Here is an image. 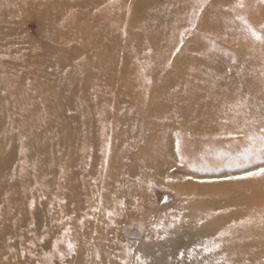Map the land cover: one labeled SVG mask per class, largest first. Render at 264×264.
Returning a JSON list of instances; mask_svg holds the SVG:
<instances>
[{"label": "rangeland", "instance_id": "rangeland-1", "mask_svg": "<svg viewBox=\"0 0 264 264\" xmlns=\"http://www.w3.org/2000/svg\"><path fill=\"white\" fill-rule=\"evenodd\" d=\"M229 1L231 7L236 4L207 0L196 20L195 0H0V264H105L104 258H86L89 252L78 257L86 235L81 221L87 217V192L78 193L77 205L65 198L63 211L54 217L41 205L36 189L24 184L25 176L38 177L35 158L42 134L59 128L68 137V147L78 135L79 147L88 132L106 133L110 145L121 139L120 146L137 149L153 142V113L148 112L153 102H184L214 83H261L264 43L231 18L243 15L259 30L264 5L252 0L256 14L249 12V5L233 14ZM190 21L197 26L180 46L179 34ZM209 35L218 41L211 55ZM237 40L238 48L233 44ZM169 41L168 53H162ZM177 46L180 51L173 55ZM176 121L159 119V147L171 148L173 159L179 158L177 138L184 150L200 143L180 119ZM88 144L82 146L87 153ZM163 165L180 175L174 163L167 160ZM234 170L219 179L243 174L241 168ZM161 179L141 188L138 200L126 209L122 233L135 255L153 252L151 246L172 229L168 220L179 212L176 228L190 234L208 228L209 221L196 213L183 214L174 186L166 184L165 176ZM8 198L23 204V223L13 209L5 211ZM73 211L82 215L74 216ZM140 257L147 264H188V258ZM122 263L140 261L123 258ZM215 264H264V258H216Z\"/></svg>", "mask_w": 264, "mask_h": 264}, {"label": "bare ground", "instance_id": "bare-ground-1", "mask_svg": "<svg viewBox=\"0 0 264 264\" xmlns=\"http://www.w3.org/2000/svg\"><path fill=\"white\" fill-rule=\"evenodd\" d=\"M254 3L244 0L245 7L249 5L252 14L257 13ZM229 5L232 8L230 1ZM238 10L231 11L235 14ZM202 21L200 23L204 24ZM233 44L238 48L240 41ZM170 46L169 41V48L160 51L168 53ZM260 76L264 77V73ZM238 104L244 106L235 107ZM148 112L153 113L151 122L154 129L150 131L153 142L137 149L120 146L123 145L121 139L110 145L106 133L99 136L88 132L79 147H76L80 142L75 135L74 148L65 144L68 137L59 128L42 134L43 140L35 158V177L36 172L38 177L31 180L25 176L24 184L36 189L41 205L49 209L54 217L63 211L65 198L77 205L79 192L89 194L86 201L88 209L84 214L89 222L81 221L86 235L83 236V247L77 249L78 257L89 252L86 258L99 256L104 258L105 264H120L123 258H137L138 255L131 251L132 243L122 233L126 209L138 200L141 188L152 181L160 182L165 176L166 184L175 188L183 214L196 213L200 220L209 221L208 228L190 234L174 226L151 246L153 252L145 250L139 256L188 258V264H215L216 258H264V175L219 179L234 174V161L251 144L247 137L259 135L260 127L264 126V79L246 87L214 83L208 91L205 88L201 96L188 97L184 102H153ZM159 119L170 123L177 119L176 124L180 119V124L185 125L187 131L200 141L199 146L182 149L184 158L173 159L171 148L159 147L162 138ZM118 135L123 138L120 133ZM87 144L89 153L82 147L86 148ZM167 160L179 167L177 172L180 175L163 165ZM221 171H228L227 175H220ZM187 176L191 179H186ZM4 204L6 212L13 209L18 213L21 223L24 218L26 220L23 204L18 198L5 199ZM73 215L82 214L73 211ZM180 216L181 212L179 220ZM173 217L170 222L168 220V225L174 223ZM220 218L215 226L216 219ZM184 233L188 236L183 237ZM205 240H214L220 247L210 253L197 248L189 257L187 250ZM181 252H184L183 257Z\"/></svg>", "mask_w": 264, "mask_h": 264}, {"label": "snow or ice", "instance_id": "snow-or-ice-1", "mask_svg": "<svg viewBox=\"0 0 264 264\" xmlns=\"http://www.w3.org/2000/svg\"><path fill=\"white\" fill-rule=\"evenodd\" d=\"M207 0H195V4L193 7L192 15L193 17L198 20L200 17V14L204 10V6L206 4ZM258 4L264 5V0H257ZM244 0H237L236 4L232 6L230 10L235 11L237 8H244ZM240 21L243 25V30H245L252 38H254L256 41H260L261 43H264V35L261 33H264V25H261L259 30L254 27L248 19L243 15H236L233 18L234 21ZM190 26L183 29V31L180 32V39H179V45L182 46L184 43V37L186 34L190 33L192 30L196 28V23L190 21ZM208 35V34H206ZM209 40L211 41V47L207 49V54L211 55L213 54V49L215 48L217 44V40L215 38H212L209 35ZM180 46H177L175 49V52H173V55H175L176 52L180 51ZM150 51V50H149ZM169 64H171V61H168ZM230 71V70H229ZM150 83V81H149ZM244 104H238L235 107H243ZM262 123H264V117H262ZM231 135V133H229ZM248 140L251 141V144L245 148L243 152H241L237 159L234 161L235 166L238 168H241L243 170V175L240 177H226L227 179H246L253 176H261L264 175V126L260 127L259 135H251L247 137ZM176 154L183 159L182 154V144L179 138L176 140ZM245 166H251L253 170H248ZM186 179H191V177H186ZM164 202H167V197L164 198ZM111 215V213H109ZM173 221L178 222L179 217L174 216ZM203 223V221H201ZM161 227H163V224H160ZM169 227H174L173 224H170ZM219 235H223V233H220ZM220 247L219 244H216L214 240H205L199 244L194 245L192 248L188 249V255L189 257L192 256V254L196 251L197 248H203V251L206 253H210L215 251ZM74 248L72 243H68V249L72 250ZM181 257L184 256V252L180 253ZM63 256V254H61ZM99 258V256H97ZM137 260L140 261V264H147L146 261H144L139 255L137 256Z\"/></svg>", "mask_w": 264, "mask_h": 264}]
</instances>
